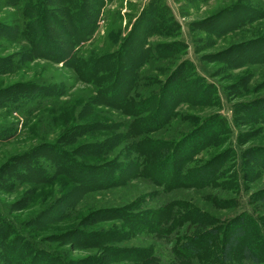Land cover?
<instances>
[{"label": "rangeland", "instance_id": "374dc122", "mask_svg": "<svg viewBox=\"0 0 264 264\" xmlns=\"http://www.w3.org/2000/svg\"><path fill=\"white\" fill-rule=\"evenodd\" d=\"M5 1L7 0H0V133L5 136L0 140V224H9L11 231L8 233L0 230V264H3L4 258L9 257H15L17 264H97L105 253L103 249L111 254H132L128 257H117L110 264H197L194 259L183 261L176 255L175 247L180 240L175 239L172 242L171 239L152 237L147 234L144 224L147 223V212L158 211L171 203L179 205L183 201L184 211L191 207L199 211L201 205L198 202L203 201L200 199L201 195L196 192L189 195L175 192L166 186L173 181L168 172L173 161L167 165L156 163V174L163 175L161 179L166 180L162 186L164 188L154 187L146 179L134 183L125 180L124 176L129 171L125 172L126 167L133 162L134 157L138 158V154L130 152L127 145L141 141L148 147L160 144L163 146L171 143V139L180 140L194 129L196 123L204 122L216 113L230 120V107L236 117L241 114L235 109L264 99V63H256L259 60L255 58L259 57H255L256 61L252 62L251 56L242 50L229 57L223 56L236 47L247 46L245 48L248 50L262 47L264 0H165L181 26L183 36L186 37L187 32L191 31L196 50L190 44L187 58L193 60L195 55L209 77L208 80L220 88L228 104L223 103L221 111L213 110L214 97L197 104L192 101L197 96L188 94L187 88L183 89L184 101L176 108L178 111L174 120V125L178 124L181 129L170 126L166 133L142 134V139L132 140V135L128 134L130 122L133 121L128 116L129 113L119 114L114 108L100 106L99 101H96L97 84L104 77L98 72L101 71L98 64L105 59L98 57L103 55L101 50L107 45V36L112 28L122 29L123 40L135 23L134 17L148 0H115L106 6L105 10L118 12L120 19H116L114 23L113 16L99 22L93 38L82 47L83 57L87 51L90 53L92 50L94 56L91 59H98V64H95L91 74L86 67L79 75L78 69L72 70V66L54 63L47 57L46 60L31 61L29 41L13 37L17 31L18 14L13 8L6 7ZM255 12H262L261 16L257 17ZM248 16V21L238 24L240 19L244 20ZM173 36L176 34L167 38L152 37V51L168 52L178 41ZM58 40L59 35L55 38V41ZM80 53L82 55V50ZM24 54L27 59H24ZM83 57L81 56V60ZM150 67V70L155 67L162 68L161 77L156 82L165 79L170 81L172 73L179 71L180 64L170 56H163L160 62L152 63ZM169 68L171 71L166 77ZM147 69V65H144L138 71L140 75L144 73L139 79L142 83H146L144 80L152 74ZM107 72L104 74L107 75ZM186 72L183 82L191 87L195 79L190 76L191 71ZM109 82L107 77V83ZM171 83L173 81H170L169 86ZM198 90L199 88L197 92ZM114 92H119V88L115 87ZM203 100L199 99L200 102ZM147 109L149 112H141L142 109L136 112L135 109L125 108L131 114H139L134 117L136 121L148 117L153 111L151 105ZM180 116H192L195 119L193 125L190 118L183 122L185 129L190 128L188 131L182 129ZM236 126L242 140H246L244 147L238 141V149L264 146L263 125H249L244 121H237ZM125 136L120 150L105 151L106 147ZM190 142H196L197 145L200 140L193 139ZM99 144H103V157L94 154L99 151ZM43 146L63 150L65 153L61 152L67 154L65 157L74 168L69 167L64 172H50L47 154L51 151L40 152ZM229 151L228 141L221 138L218 145L213 144L208 148L206 155L204 151L200 152L195 160L204 161L206 156L210 160ZM26 154L37 160L38 168L49 175L44 184L38 185L33 180V173L28 168L34 164L31 160H24L17 166L18 174H24V177L8 171L2 172L3 164H11L15 157ZM54 164L58 165L57 161ZM252 168L255 169L256 165H252L251 170ZM123 171L125 174L121 178ZM230 171L233 169L228 165L220 172L221 183L230 178ZM223 176L228 177L226 179ZM248 186L250 191H244L245 198L264 190V175ZM208 194L218 199L228 198L221 188L211 190ZM202 204L204 205V201ZM239 213L240 208L232 213L222 212L219 222L223 223ZM15 218L19 222H14ZM133 224L142 228L135 237H132ZM78 233L79 236H76ZM82 234L87 237L86 240L80 237ZM118 235L121 237L116 239ZM101 237H105L101 246L89 245L87 242ZM68 238L84 244L69 246ZM148 249H151V256L146 262L139 261L137 251L144 254Z\"/></svg>", "mask_w": 264, "mask_h": 264}, {"label": "trees", "instance_id": "16d2710c", "mask_svg": "<svg viewBox=\"0 0 264 264\" xmlns=\"http://www.w3.org/2000/svg\"><path fill=\"white\" fill-rule=\"evenodd\" d=\"M114 1L7 0L5 4L6 7L16 10L18 14L17 31L14 32L13 37H17V40L26 39L29 41L31 61L35 59L46 60L47 57L54 63L72 66V70L78 69L77 74L79 75V72H84L86 67L91 74L95 64H98L96 60L105 58L103 63L98 64L101 69L98 72H101L104 77L97 84L95 98L96 101H99L100 106H106L108 109L114 108L113 110L119 114L129 113L128 116L133 119L128 129V134L133 136L130 137L131 140L132 138L142 139L140 138L142 134L166 133L170 126H177L181 129L178 124L175 123L174 125V120L178 111L176 108L184 101L182 100L183 89L187 88L188 94L199 96L196 97L197 99H192L197 104L205 103L210 97H214L213 110L221 111L223 103L228 104L220 88L208 80L209 77L195 55H193V60L187 58V50L190 44H193L192 49L194 47V51L196 50L191 31L187 32L188 38L183 36L181 26L175 20L165 0H148L134 17L135 23L123 40L122 29L112 28L107 36L108 43L101 50L103 55L99 56L98 59L95 61L91 59L94 56L91 53L92 50L90 53L87 51L86 56L83 57L82 47L93 38L99 22L107 20V17L113 18V16L115 17L114 23L116 19H120L118 12L112 13L105 10L106 6ZM50 9L53 11L50 12ZM249 13L252 12L249 11ZM260 13L262 12H255L257 17L261 16ZM249 19V16L244 20L240 19L238 24ZM172 34H176L173 37L178 41L168 52L152 51V37L167 38ZM57 35L60 36V40L55 41ZM250 46L254 47V45ZM261 46L251 50L245 48L247 46L244 48L236 47L234 50L224 53L223 56L229 57V55L239 53L242 50L251 56L250 61L253 62L254 58L258 56L259 58H255L259 60L256 63H264V43ZM81 56L83 57L82 60ZM163 56H170L180 64L179 71L176 74L172 73L173 77L170 81L173 83L171 86H169L170 81L168 79L156 82L161 77L160 73L163 72L161 67L150 70V65L160 62ZM23 57L27 59V55L24 54ZM144 65H147L149 73H152L147 77V80H144L146 83L139 81L140 76L144 73L142 72L141 75L138 73ZM186 70L191 71L189 74L195 79L191 87L183 82L187 73ZM167 71L166 77L171 68ZM106 72L107 75L104 74ZM107 77L110 80L109 83H107ZM148 80H151L150 83H147ZM115 87L119 88V92H114ZM200 98L204 99L203 102L199 101ZM149 105L152 106L153 111L149 116L147 115L148 117H143L139 121L134 118L135 115H139L138 113L131 114L125 110V108H131L132 110L135 109L136 112L140 109H142L141 112L146 110L149 112L147 109ZM235 110L241 115L235 117V112L230 107V120L216 113L213 117L205 119L204 122L196 123L193 126L194 129L180 140L173 141L175 139H171V143L163 146L160 144V146L148 147L141 141L127 145L130 147L128 149L130 152L138 154V158L134 157L133 162L126 167L125 172L129 171L124 176L125 180L134 183V181L146 179L152 186L164 188L162 186L166 180L161 179L163 175L158 173V176L156 174L158 172L156 171V163L161 162L162 165H167L168 162L173 161V166L168 171L169 175L173 177V181L166 186L175 192H182L187 195L196 192L201 195L200 199L202 198L204 201V205L202 200L198 202L201 205L199 211L192 207L184 211L182 209L184 202L180 201L179 205L171 203L166 205L167 207H163L164 209L150 210L146 213L145 221L147 223L144 224V229H147V234L152 237L158 236L161 239H171L172 242L175 239L180 240L181 242L175 247V252L183 261L194 259L197 264H264V190L254 193L249 198L244 196L245 190L250 191L248 185L253 183L255 179H261L264 175V146L238 149V141L240 140L239 145L244 147L246 140H242L236 126L237 121L239 123L244 121L249 125L260 123L264 128V99L255 100L245 107ZM189 118L193 125L195 119L192 116L179 117V121L182 122V129H185L183 122H187ZM189 129L185 130L188 131ZM2 137L5 136H1L0 133V140H3ZM221 138H225L230 145L228 153H222L221 156L210 160L206 156L201 162L195 160V156L199 155L200 152L204 151L206 155L208 148L213 144L218 145ZM125 139L126 136L117 139L116 142L110 144V147H106L105 151L116 152L120 150ZM193 139L200 140V143L197 145L196 142L191 143L190 141ZM103 144L98 145L100 149L94 153L95 155L102 157L105 155V152L102 151L104 150ZM41 148L40 152L43 150L46 153L48 150L51 151L50 154H47L49 156L47 161L51 167L50 172L55 173L59 170L64 172L69 167L74 168L71 162L66 159L67 154L65 155L63 150L61 151L64 153L50 146ZM24 160L33 161L34 164L28 168L32 171L33 180L38 185L44 184L49 179V175L47 174V176L45 171L38 168L37 160L27 154L15 157L10 162L11 164H3L2 172L8 171L10 174L14 173L24 177V174H18L17 171V166ZM55 161L58 165L54 164ZM228 165L233 171H230V178L221 183L220 172L224 171ZM252 165H256L255 169L252 168L253 170H251ZM188 170L190 171L184 173ZM124 174L123 171L121 178ZM227 177L223 176L226 179ZM220 188L227 194L228 198L218 199L208 194L209 191L220 190ZM239 208L241 213L234 217L231 216L229 220L223 223L219 222L221 221L220 213H232ZM14 220V222H19L18 218ZM148 223L151 225L149 226ZM151 226L152 228H150ZM133 229L132 237L142 231V228L136 224H133ZM0 230L10 233L11 228H9V224L7 226L0 224ZM75 235L79 236V233ZM80 237L85 240L87 238L84 234ZM120 237L118 235L116 239ZM104 239L105 237H101L87 242L90 243L89 245L101 246ZM67 243L73 247L84 244L83 242H75L72 238H68ZM98 246H93V248H100ZM103 251L105 253L99 258L97 264H110L117 257L132 255L118 254L117 252L111 254L106 249ZM136 255L139 261L146 262L151 256V249H148L144 254L137 251ZM126 259L124 258V260ZM17 263L15 257L4 258L3 262V264Z\"/></svg>", "mask_w": 264, "mask_h": 264}]
</instances>
